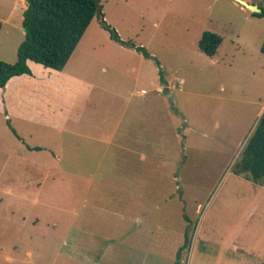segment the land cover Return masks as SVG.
I'll list each match as a JSON object with an SVG mask.
<instances>
[{
	"label": "rangeland",
	"instance_id": "1",
	"mask_svg": "<svg viewBox=\"0 0 264 264\" xmlns=\"http://www.w3.org/2000/svg\"><path fill=\"white\" fill-rule=\"evenodd\" d=\"M99 3L64 69L30 60L0 88V264H264V182L238 168L264 112V15ZM26 8L0 0L2 61Z\"/></svg>",
	"mask_w": 264,
	"mask_h": 264
},
{
	"label": "trees",
	"instance_id": "2",
	"mask_svg": "<svg viewBox=\"0 0 264 264\" xmlns=\"http://www.w3.org/2000/svg\"><path fill=\"white\" fill-rule=\"evenodd\" d=\"M101 10L99 0H27L23 13L26 37L19 45L16 62L0 60V88L14 76L30 74L29 60L55 70L64 69ZM255 15L263 16L264 9ZM112 35L115 39L119 38L114 30ZM222 42L221 35L205 31L199 48L204 54L214 57ZM262 51L264 53V43ZM144 53L148 54L146 50ZM238 168L255 182H264V112L243 148Z\"/></svg>",
	"mask_w": 264,
	"mask_h": 264
},
{
	"label": "water",
	"instance_id": "3",
	"mask_svg": "<svg viewBox=\"0 0 264 264\" xmlns=\"http://www.w3.org/2000/svg\"><path fill=\"white\" fill-rule=\"evenodd\" d=\"M236 2L240 3L241 5L245 6L246 8H248L249 10H251L254 13H261L263 10L259 8V6L255 5V4H250L245 0H235ZM168 90V88L165 89V93H167L166 91Z\"/></svg>",
	"mask_w": 264,
	"mask_h": 264
},
{
	"label": "crops",
	"instance_id": "4",
	"mask_svg": "<svg viewBox=\"0 0 264 264\" xmlns=\"http://www.w3.org/2000/svg\"><path fill=\"white\" fill-rule=\"evenodd\" d=\"M21 2H23V6H24V4H25V0H21ZM23 8H24V7H23ZM24 11H25V10H24ZM85 33H86V32H85ZM83 37H84V36H83ZM81 40H82V39H81ZM80 42H81V41H80ZM79 44H80V43H79ZM79 44H78V45H79ZM77 47H78V46H77ZM76 49H77V48H76ZM75 51H76V50H75ZM75 51H74V52H75ZM73 55H74V53H73L72 56L70 57L68 63L70 62V60H71V58L73 57ZM29 61H30V60H29ZM29 61H28V62H29ZM33 62H34V61H33ZM36 63H37V62H36ZM68 63H67V64H68ZM67 64H66V65H67ZM65 67H66V66H65ZM65 67H64V68H65ZM46 68H49V67H46ZM24 75H25V74H24ZM20 76H21V75H20ZM16 77H17V76H14V77H12V78L8 81V83L6 84V87H7V88H9V84H10V83L12 82V80H13L14 78H16ZM18 77H19V76H18ZM7 88H6V89H7Z\"/></svg>",
	"mask_w": 264,
	"mask_h": 264
}]
</instances>
